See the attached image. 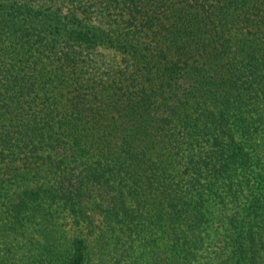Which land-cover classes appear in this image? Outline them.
Returning a JSON list of instances; mask_svg holds the SVG:
<instances>
[{"label":"trees","instance_id":"trees-1","mask_svg":"<svg viewBox=\"0 0 264 264\" xmlns=\"http://www.w3.org/2000/svg\"><path fill=\"white\" fill-rule=\"evenodd\" d=\"M0 264H264V0H0Z\"/></svg>","mask_w":264,"mask_h":264},{"label":"rangeland","instance_id":"rangeland-1","mask_svg":"<svg viewBox=\"0 0 264 264\" xmlns=\"http://www.w3.org/2000/svg\"><path fill=\"white\" fill-rule=\"evenodd\" d=\"M105 53H107V52L105 51ZM115 59H116V56H115Z\"/></svg>","mask_w":264,"mask_h":264}]
</instances>
